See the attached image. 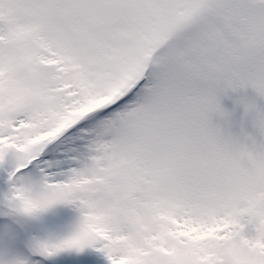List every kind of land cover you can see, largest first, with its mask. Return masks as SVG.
Masks as SVG:
<instances>
[{
	"label": "snow or ice",
	"instance_id": "obj_1",
	"mask_svg": "<svg viewBox=\"0 0 264 264\" xmlns=\"http://www.w3.org/2000/svg\"><path fill=\"white\" fill-rule=\"evenodd\" d=\"M260 101L264 0H0V264H264Z\"/></svg>",
	"mask_w": 264,
	"mask_h": 264
},
{
	"label": "rangeland",
	"instance_id": "obj_2",
	"mask_svg": "<svg viewBox=\"0 0 264 264\" xmlns=\"http://www.w3.org/2000/svg\"><path fill=\"white\" fill-rule=\"evenodd\" d=\"M240 96L253 97L255 93L252 89L242 90L236 93L229 92L228 96L222 99L223 107L231 113L228 122L225 123L224 120L214 118V122H219L222 127H225L234 135H238V133L241 135L243 132L251 133L250 130L252 128L251 119L249 116H245L243 106L234 103L236 98ZM260 103L264 104V101H260Z\"/></svg>",
	"mask_w": 264,
	"mask_h": 264
}]
</instances>
